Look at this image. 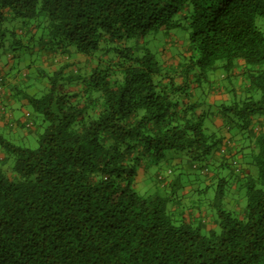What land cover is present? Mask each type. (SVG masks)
<instances>
[{
  "label": "trees",
  "instance_id": "1",
  "mask_svg": "<svg viewBox=\"0 0 264 264\" xmlns=\"http://www.w3.org/2000/svg\"><path fill=\"white\" fill-rule=\"evenodd\" d=\"M0 79V128L38 137L0 133V264H264V0H0ZM165 158L213 179L139 193Z\"/></svg>",
  "mask_w": 264,
  "mask_h": 264
},
{
  "label": "rangeland",
  "instance_id": "2",
  "mask_svg": "<svg viewBox=\"0 0 264 264\" xmlns=\"http://www.w3.org/2000/svg\"><path fill=\"white\" fill-rule=\"evenodd\" d=\"M19 27H20V30H22V31L18 30L17 35L20 37L21 36L23 37V33H22L23 32V29H22L23 25L22 26L20 25ZM178 33H183V31H178ZM179 35H182V34H179ZM160 38H162L161 41L159 40ZM149 39H148V41H149ZM151 39L153 40V41H151L152 47H158V48H161L163 45H165V43L167 41H168L169 45H173V44H175V42L177 44L179 43V45H178L179 47H185V45L187 44V40H185V38H183V41H182L181 39L177 38L176 36H170L168 38H165V37H159L158 38V36H157V38H155V39L151 38ZM15 55L16 56L12 60L9 61V66L6 69L8 70L11 66H13L15 71H21V73L19 74L21 81H22V79L24 80L23 76H24V73L26 71H28V75L32 76V74L35 73L34 70L41 66L40 53L37 50L33 49L32 51L20 52V53L15 54ZM29 66L31 67L30 69L28 68ZM220 75H221V73H218L217 77H219ZM220 79H221V77H220ZM24 84H25L24 82L21 83V85H23V86H24ZM36 84L40 85L39 82H36ZM42 85H43V83H42ZM39 90H41V89L33 90V91H39ZM201 91L202 90H198L197 94L203 95V93ZM27 109H28V111L26 110L24 112L28 113L31 111L30 108H27ZM8 110L12 114V111L9 107H8ZM19 116H22V120H23V113H21V111L19 112ZM207 123L209 124L208 121H207ZM208 124L206 125L207 127H208ZM0 133L4 134L7 139L14 142L16 145L28 147L30 149H36L38 147L37 135L34 133L33 134L29 133L24 129H19L18 132H16V133H10L9 130L0 128ZM5 156H6V150H4L0 144V165H1V159ZM173 161L169 158H165V159H162V160L157 161V162L153 161L148 166L146 173H140V176L136 182L137 183L136 184V190L141 194L154 192L156 190L155 180H156L157 174L161 172L162 175H164L165 171H168L170 169L174 170L176 168V165L173 164L174 163ZM184 164H185L184 167H185L186 171L187 170L190 171L189 176H188L190 178V180L188 177L185 178L184 180L182 179L180 182V189H181V186H183V189L186 188V186L191 187V188L192 187L197 188L198 182H197L196 178L199 177L200 179H203V178H201V176H199L201 174V171L198 168H193L191 170V167H190L191 164L188 162L184 161ZM178 172L175 171V173L172 174L171 176L178 177ZM179 174H180V172H179ZM145 175H148L146 181L143 180V179H145ZM191 181H193V182H191ZM177 182H179V179ZM189 182H191V183H189ZM187 184H189V185H187ZM198 203H200L201 205H204V207H206L207 204H209L210 202L208 200H206V198L203 197L202 199H200V201H198ZM227 208H229V207H227ZM211 210L216 215V208L212 207ZM209 214H210V212H209Z\"/></svg>",
  "mask_w": 264,
  "mask_h": 264
},
{
  "label": "crops",
  "instance_id": "3",
  "mask_svg": "<svg viewBox=\"0 0 264 264\" xmlns=\"http://www.w3.org/2000/svg\"><path fill=\"white\" fill-rule=\"evenodd\" d=\"M7 70V69H6ZM6 72H7V74H6ZM4 74H6V76L9 78V80L11 81H8L6 84V89H5V93H4V98H5V101L7 102V104H8V107L11 109V111H12V114L11 115H13V117L15 118V119H18V118H22V116H19V111L18 110H15V109H19V106H17L18 104L16 103V102H14V96H13V93L12 92H10V86L11 85H13V84H18L19 83V80H18V78L17 79H14L13 77H12V74L13 73H11V72H8V70L7 71H5L4 72ZM207 97V101L208 102H211V103H214L215 101H217V100H221L222 99V96L220 95V94H217V95H215V94H213V93H210L208 96H206ZM10 105V106H9ZM24 111H26V110H24ZM215 123H216V125L217 126H219V125H221V121H220V119H215ZM0 126H2L3 128H5V124H4V122L0 119ZM225 134V133H224ZM223 154H224V148H222L221 150H220V152H218V153H216V159H221L222 157H224L223 156ZM174 163L173 164H175L176 165V167H180V166H182L179 170H181V169H183V170H186L185 169V167H184V164L179 160V159H177V158H175V159H171ZM176 169V168H175ZM213 179V177H211V179L209 180V181H207V182H204L202 179H200L199 177L198 178H196V180H197V182H198V189H200L201 191L200 192H202L203 191V189H204V185H208L209 183H210V181ZM199 191H198V193H200Z\"/></svg>",
  "mask_w": 264,
  "mask_h": 264
},
{
  "label": "built area",
  "instance_id": "4",
  "mask_svg": "<svg viewBox=\"0 0 264 264\" xmlns=\"http://www.w3.org/2000/svg\"><path fill=\"white\" fill-rule=\"evenodd\" d=\"M4 89H5V86L3 84V81L0 79V96H1V94L4 93ZM30 125H31V123H30ZM167 174H171V171L170 170L167 171Z\"/></svg>",
  "mask_w": 264,
  "mask_h": 264
}]
</instances>
